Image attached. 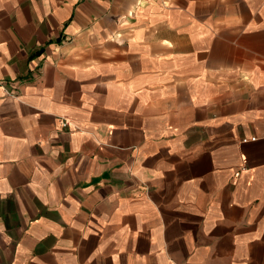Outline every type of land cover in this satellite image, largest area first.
Segmentation results:
<instances>
[{
    "label": "crops",
    "instance_id": "0c3cea01",
    "mask_svg": "<svg viewBox=\"0 0 264 264\" xmlns=\"http://www.w3.org/2000/svg\"><path fill=\"white\" fill-rule=\"evenodd\" d=\"M0 264H264V0H0Z\"/></svg>",
    "mask_w": 264,
    "mask_h": 264
},
{
    "label": "built area",
    "instance_id": "2783aa9c",
    "mask_svg": "<svg viewBox=\"0 0 264 264\" xmlns=\"http://www.w3.org/2000/svg\"><path fill=\"white\" fill-rule=\"evenodd\" d=\"M66 121H62L61 124L64 125ZM255 138L254 135H250L249 137H241V141H245L246 139L253 140Z\"/></svg>",
    "mask_w": 264,
    "mask_h": 264
}]
</instances>
